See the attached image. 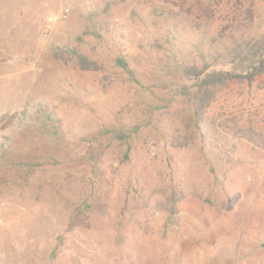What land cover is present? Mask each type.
<instances>
[{
	"label": "rangeland",
	"instance_id": "rangeland-1",
	"mask_svg": "<svg viewBox=\"0 0 264 264\" xmlns=\"http://www.w3.org/2000/svg\"><path fill=\"white\" fill-rule=\"evenodd\" d=\"M260 22L264 0H0V264H264V149L228 127L252 95L203 139L167 67Z\"/></svg>",
	"mask_w": 264,
	"mask_h": 264
},
{
	"label": "trees",
	"instance_id": "trees-1",
	"mask_svg": "<svg viewBox=\"0 0 264 264\" xmlns=\"http://www.w3.org/2000/svg\"><path fill=\"white\" fill-rule=\"evenodd\" d=\"M257 26V29L247 28L245 33L240 29L239 35L231 31L233 26L230 23L223 28L216 29L217 33L209 41L207 40L210 46L207 51L201 49V45L194 44L190 56L175 55L169 52L168 71L191 83L190 88L183 86L177 94L179 99L189 101L192 108V119L203 139L214 135L216 131L214 122L211 120L213 114L209 110L211 103L215 102L220 95L227 94L233 87L240 92L247 91L248 96L252 95V101L242 104L253 112L244 120H240V126L238 122H235L232 127L228 126L229 131L230 133L240 131L246 135V138L243 136L244 139L251 143H255V138L261 140L259 147L264 149V23L260 22ZM167 40L170 41V46L175 42V39L167 38ZM79 61L82 66H90L85 56H79ZM116 63L128 72L125 57L118 56ZM260 96L259 104L255 106L254 99ZM255 112H257L256 115ZM37 113L40 116L36 117L35 124L43 126L46 129L44 132L46 135L58 138L59 120L55 113H47L42 109H39ZM257 116L258 120H254ZM20 117L24 123L29 119L26 112L21 113ZM6 141L10 147V139ZM10 153H13L11 147L4 152L9 160ZM5 156L2 157L5 159Z\"/></svg>",
	"mask_w": 264,
	"mask_h": 264
},
{
	"label": "built area",
	"instance_id": "built-area-1",
	"mask_svg": "<svg viewBox=\"0 0 264 264\" xmlns=\"http://www.w3.org/2000/svg\"><path fill=\"white\" fill-rule=\"evenodd\" d=\"M65 13L67 14L68 13V10H66Z\"/></svg>",
	"mask_w": 264,
	"mask_h": 264
}]
</instances>
